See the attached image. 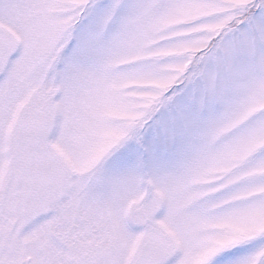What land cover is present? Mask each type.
<instances>
[{
    "label": "snow or ice",
    "instance_id": "6c2138e0",
    "mask_svg": "<svg viewBox=\"0 0 264 264\" xmlns=\"http://www.w3.org/2000/svg\"><path fill=\"white\" fill-rule=\"evenodd\" d=\"M0 264H264V0H0Z\"/></svg>",
    "mask_w": 264,
    "mask_h": 264
}]
</instances>
